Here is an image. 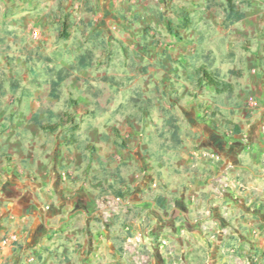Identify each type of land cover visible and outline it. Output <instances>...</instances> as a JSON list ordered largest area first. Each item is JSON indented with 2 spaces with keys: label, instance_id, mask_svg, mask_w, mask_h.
Wrapping results in <instances>:
<instances>
[{
  "label": "crops",
  "instance_id": "0c3cea01",
  "mask_svg": "<svg viewBox=\"0 0 264 264\" xmlns=\"http://www.w3.org/2000/svg\"><path fill=\"white\" fill-rule=\"evenodd\" d=\"M94 1L97 15L126 18L116 27L120 47L151 45L145 30L138 33L140 28L132 20L149 13L150 0ZM163 1L166 12L173 0ZM234 1L244 17L226 24L222 10L223 22L210 29L220 33L217 41L225 50L230 42L250 49L241 59V74L224 78L232 84V93L217 95L205 86L191 99L182 98L179 106L174 102L175 108H164L174 122L171 125V118L165 119L170 123L164 127V135L147 132L138 136L139 131L129 130L131 138L120 158L106 163V169L115 173L123 199L102 193L92 183L90 172L85 175L84 150L77 140L66 145L32 121L35 113L41 114L40 121L45 112L49 118L48 110L0 108V233H8L0 238V249H7L12 240L22 243L9 264H24L29 253L43 254L42 264H225L229 255L224 254L223 246L231 221L227 215L238 213L233 221L245 231L234 229L230 239L245 245L249 254L245 252L244 264L251 253H264V211L257 219L249 217L254 211L250 201L258 199L264 205V23L259 21L260 12L249 15L241 5L243 0ZM45 12V0H0V41L24 49L28 36L34 35L33 43L39 44ZM211 15L219 17L213 11ZM187 27L180 29L182 37ZM172 38L183 42V38ZM179 71L177 68L170 80L172 87L190 84L184 80L185 72ZM13 72L6 69L7 76ZM156 77L168 82L161 70ZM249 95L256 98L257 106L248 104ZM145 109L149 113L151 108ZM152 109L163 113V108ZM231 123L238 125V133L232 131ZM92 157L96 159V155ZM99 191L102 194L97 197ZM105 199L134 212L122 225L104 220L100 228H84L86 204L100 203L99 209L106 211L109 201ZM88 230L92 233L88 242L94 247L85 245ZM112 231L120 235L127 251L113 248L109 241ZM48 232L53 234V243L45 251L41 246L48 241ZM101 240H107V251L96 247ZM63 258L69 261L65 263Z\"/></svg>",
  "mask_w": 264,
  "mask_h": 264
},
{
  "label": "rangeland",
  "instance_id": "374dc122",
  "mask_svg": "<svg viewBox=\"0 0 264 264\" xmlns=\"http://www.w3.org/2000/svg\"><path fill=\"white\" fill-rule=\"evenodd\" d=\"M96 3L94 0H45L46 12L41 19L44 33L39 44L33 43L37 38L34 35L28 36L24 49L11 48L6 41H0V60L5 58L4 63L0 64V108H42L43 111L56 114L57 117L47 118L44 111L42 122L57 121L61 127L51 134L59 138L62 134H74L80 148L85 144H92L96 148L99 153L95 155L101 156L99 161L84 151V173L88 175L90 172L96 187L108 190V184L118 188V180L114 178L113 169H106V163L113 164L123 153V147L109 140L114 138V130L119 132L118 142L125 145L126 140L131 138L129 130L139 131L138 136L147 132L164 135L163 129L170 123L165 119L171 118L173 121L170 112H164V108H175L174 102L179 106L182 98L191 99L197 92L192 84L179 85L177 88L171 86L170 80L177 75V68L184 71L183 65H205L208 70L218 71L223 79L226 76L238 77L244 67L241 59L246 58L250 49L239 46L241 43L230 42L231 45L225 50L224 44H218L220 33L210 29H215L216 24L223 22L224 3L220 1L173 0L165 12L163 0H150L147 7L149 13L132 20L134 26L140 28L138 33L145 30L147 40L153 42L150 46L146 44L133 49L120 47L121 39L116 32V27L121 23L119 20L125 21L126 18L97 15ZM241 5L249 15L260 12L259 21L264 23V0H243ZM173 11L192 14L191 23L183 31L182 43L175 41L166 30V21L176 23ZM211 11L219 17H213ZM63 21L70 24V36L67 39L57 37ZM126 25L132 27L133 24L126 21ZM199 26L201 31H197ZM2 38L6 39L5 36ZM6 69L13 70L14 74L7 76ZM159 70L168 76L167 83L156 77ZM58 73L64 79L57 89L58 96L54 98L50 96V82L56 79ZM145 108H151L150 112L147 113ZM152 108H163V113L159 114ZM148 123L151 127L146 125ZM100 163L105 172L111 175H104ZM109 178H112L111 181L107 180ZM101 194L99 191L97 197ZM126 194H130L129 188ZM156 196L151 195L152 198ZM105 201H109L106 211L99 209L102 206L100 203L86 204L84 228H100L104 220H115V223L122 225L134 212L133 208H124L118 201ZM249 207L254 209L249 214L252 219H257L258 214L264 211V205L258 199L250 201ZM231 215H227L231 221L223 246L224 254L229 255L225 264H244V254L248 253L244 251L245 245L241 246L237 238H230L235 236L232 235L234 229L241 231L243 228L244 232L245 227L233 221L239 213ZM124 232L130 234L131 230L124 229ZM89 233L92 238L88 230L86 239ZM112 233L109 241L113 248L127 251L129 248L124 249L120 235ZM7 234L0 233V238H5ZM52 235L49 232L45 235L48 241L41 246L45 251L53 243ZM85 245L95 246L88 239ZM21 246L22 243L12 240L6 246L7 249H0V264L13 261V254ZM96 247L107 251L109 244L107 240H101ZM45 259L43 254L29 253L24 256V264H42ZM62 261L66 263L69 259L63 258ZM247 264H264V253H251Z\"/></svg>",
  "mask_w": 264,
  "mask_h": 264
},
{
  "label": "trees",
  "instance_id": "16d2710c",
  "mask_svg": "<svg viewBox=\"0 0 264 264\" xmlns=\"http://www.w3.org/2000/svg\"><path fill=\"white\" fill-rule=\"evenodd\" d=\"M174 17L176 20V23L171 22L170 20L166 21V30L167 32L174 37L176 40H182V36L180 34V29L185 28L190 23V16L187 12L183 11H175ZM244 17V13L239 10V6L235 3L234 0H225L224 2V16L223 20L226 24L234 23ZM59 30L57 33V37L60 39H67L70 36V24L66 22H61L59 26ZM185 75L184 80L188 81L190 84L194 85L197 90L202 89L203 87H211L215 94L221 95V94H227L230 95L232 93V84L223 78H221L220 74L216 70H208L205 65L200 66H191V65H183L182 66ZM64 76L60 73L57 74L56 79L51 80L50 82V96L56 98L58 96V87L63 81ZM49 115L54 117H57L56 114H53L52 112H49ZM49 116V117H50ZM32 121L39 127L42 131H48V132H55L59 127H61V124L57 121L50 123V122H42L38 119V113H35L32 117ZM62 121V120H60ZM232 131L234 133H238L239 127L238 125L231 123ZM74 127V126H73ZM114 138H112V142L114 145H118L120 147L125 148L126 145L122 142H118L117 138L119 137V132L117 130H114ZM61 139L64 144L68 145L75 141L74 134H62ZM82 149L84 151H88L91 156L95 155L96 149L92 144H85L83 145ZM96 159L99 161V157L96 156ZM101 164V163H100ZM101 169L104 171V175H111V173H106L103 169V166L101 164ZM108 190L103 189L102 193H110L116 198L123 199L124 194L121 192L119 188H115L112 184H108L107 186Z\"/></svg>",
  "mask_w": 264,
  "mask_h": 264
},
{
  "label": "built area",
  "instance_id": "2783aa9c",
  "mask_svg": "<svg viewBox=\"0 0 264 264\" xmlns=\"http://www.w3.org/2000/svg\"><path fill=\"white\" fill-rule=\"evenodd\" d=\"M247 102L248 104L251 106V107H255L257 106V100L254 96L252 95H249L248 98H247ZM263 133H264V129H263ZM32 259V258H31Z\"/></svg>",
  "mask_w": 264,
  "mask_h": 264
}]
</instances>
